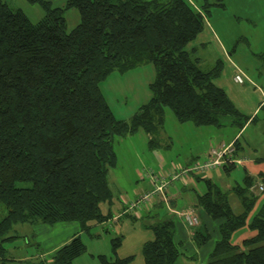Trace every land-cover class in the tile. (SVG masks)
Instances as JSON below:
<instances>
[{
    "label": "trees",
    "instance_id": "1",
    "mask_svg": "<svg viewBox=\"0 0 264 264\" xmlns=\"http://www.w3.org/2000/svg\"><path fill=\"white\" fill-rule=\"evenodd\" d=\"M28 1L46 11L37 23L0 0V264L15 262L7 245L23 236L10 234L14 227L77 222L79 232L51 257V264H74L87 251L82 235L101 236L90 223L106 229L112 217L102 213L101 204L115 195L110 176L117 166L115 138L142 130L158 147L166 108L179 123L197 127L242 130L249 118L214 81L222 60L206 70L195 49L188 48L204 30L210 8L223 6V0H200V5L190 0H67L64 7ZM73 8L81 21L68 31L65 13ZM145 64L155 68L152 97L130 120L118 119L100 85L114 71ZM233 144L237 156L238 140ZM223 168L231 172L236 164ZM148 176L162 180L160 174ZM172 176H165L169 184L183 178ZM205 184L196 206L221 221L220 239L207 264H264V203L255 208L256 179L246 175L229 190L210 179ZM232 195L240 211L231 204ZM138 199L128 203L129 211L145 206L130 210ZM149 227L154 239L142 247L145 264H176L182 253L174 239L175 220L160 216ZM193 227V240L201 248L211 234L205 225ZM244 227L255 235L233 244V234ZM122 241V235L113 237L114 257L98 255L99 264H134L133 255L117 256Z\"/></svg>",
    "mask_w": 264,
    "mask_h": 264
},
{
    "label": "rangeland",
    "instance_id": "2",
    "mask_svg": "<svg viewBox=\"0 0 264 264\" xmlns=\"http://www.w3.org/2000/svg\"><path fill=\"white\" fill-rule=\"evenodd\" d=\"M6 1L12 8L23 11L33 23L39 22L46 15V11L40 3H31L28 0ZM45 1H50L53 7H64L67 3V0ZM190 1L200 5V0ZM211 2L216 3L217 1L212 0ZM205 16L204 30L188 48L195 49L196 55L201 59L202 68L206 70L212 69L218 59L222 60V70L220 75L214 79L215 83L230 93L235 90L243 99L240 98L238 103L247 102L250 105L255 101V92L260 94L261 90L264 91V0H223V6L213 5L210 8V14ZM65 17L68 31L73 30L81 21L79 11L75 8L67 10ZM225 51H230L231 55ZM239 69L249 77L246 79L245 85L237 84L234 80ZM154 79V66L145 64L126 72L114 71L100 86L114 115L118 119L130 120L138 109L151 99L150 84ZM245 87L247 90L241 93L240 90ZM158 132V143L160 144L158 147L149 144L150 136L142 130L124 138H115L114 150L118 167L110 174L114 182L116 172L126 174V183L128 184L125 183L123 187L131 188L136 181L134 171L137 170L142 175L141 182L144 180L148 185L149 173L157 175L171 170V160L168 159L167 153L176 157L179 152L188 147H202L208 139H210V145L213 148L219 149L223 143L232 139L237 129L230 125L222 128L202 127L196 129L192 123L180 124L173 110L166 108L165 119L163 125L158 128ZM166 135L172 137V151L163 148L166 143H169L168 139L164 141ZM240 142L245 147V155H250L254 159L258 158V162L254 163L256 166L255 175L257 176L260 172L264 173V113L260 114L258 121L247 130ZM165 162L167 165L161 170L160 164ZM244 173V168L240 167L232 171V186L243 183ZM257 196L259 200H264V191L258 193ZM230 201L237 209L236 211H240L235 205L236 202H239L235 195L230 197ZM159 213L161 216L167 214L165 205L160 207ZM255 213L252 212L251 215L253 216ZM72 224L77 223H58L54 226L44 224V227L41 228L28 224L14 227L17 232L13 228L10 234L18 233L23 236L7 245L9 254L15 258L14 264H41L42 258L39 256L43 250L48 249L52 243L58 240L61 247L69 237H72L75 228L77 225L79 226L77 224L74 227L75 225ZM120 224L124 227L122 234H116L114 228L105 229L99 226L93 230V233H101L99 238L82 235L87 251L77 258L74 264H99L98 255L114 257L111 240L118 235L123 236V242L126 239L124 244L127 243L121 253L129 249L134 251L139 239L145 237L143 234L146 233L143 232H146V222L124 217ZM254 235V231L244 227L233 234L231 242L233 244L242 243L244 239ZM193 255L194 258H187L188 256L183 255L176 264H207L210 254L206 258H201L197 253ZM51 257L45 256V264H51ZM138 257L143 260V255L140 254L137 256V262Z\"/></svg>",
    "mask_w": 264,
    "mask_h": 264
},
{
    "label": "crops",
    "instance_id": "3",
    "mask_svg": "<svg viewBox=\"0 0 264 264\" xmlns=\"http://www.w3.org/2000/svg\"><path fill=\"white\" fill-rule=\"evenodd\" d=\"M225 53L230 54V51H225ZM219 60V59H218ZM237 67V66H236ZM239 68V67H238ZM241 85H245L241 84ZM219 86V85H218ZM221 87V86H219ZM223 88V87H222ZM226 90V89H225ZM247 88L245 87L243 90H240L241 93L246 91ZM231 98V100L235 103L237 108L246 116L249 118L248 122L244 126L242 130H237L236 133L233 134V137L228 142L223 143L222 146L228 145L230 143H234L236 140H238L239 143V150H237V157L244 158L243 162L240 164H236V168H244L245 170V176L249 175L256 179V185L253 187L252 191L254 194H258L260 192L259 186H264V173L260 172L257 176L256 173V166L254 163L258 162V158H253L250 155H245L246 150L243 144L240 142L241 137L247 132V130L258 121V118L260 117V114L264 113V91L261 90L260 94L255 92V101L251 102L250 105L247 104V102L238 103V100H243L242 96L236 92L235 90L233 93L226 91ZM254 118L255 121H251ZM181 124V123H180ZM193 125V124H192ZM196 127V129H201L202 127ZM208 128V127H206ZM198 131V130H196ZM202 131V130H199ZM202 133V132H200ZM168 139L169 143H166L164 145V149L172 151L173 150V142L171 136L165 137L164 141ZM149 141V139H148ZM210 139L206 141L204 145L199 147H188L186 150L179 152L176 157H173L171 153H167L168 159H170V168L168 172H161L159 173L162 176L170 175V173H173L174 171H178L182 168H186L190 165H192L195 162H202L211 157L210 152L211 149H215L210 145ZM176 155V154H175ZM162 157V155H160ZM167 165V163H161V170ZM118 165L116 166L114 171L117 170ZM235 168V169H236ZM234 169V170H235ZM231 172H227L225 168H219L217 170H213L210 173L206 175L202 174H194L190 175L187 178H180L177 180L172 181L165 194L159 195L156 199V202L153 203V206L149 210H145V206H141L138 208L137 212H131L128 210V203L131 201H134L135 199H138L141 194H143L146 191H149L154 186V180L151 179L149 176V182L148 185L142 180V175L138 173L137 170L134 171V175L136 176V181L129 189H125L123 185L126 183V174H119L116 172L115 174V182L113 179H111V186L114 190V198L110 202H105L101 204V211L103 214H111V219L106 222V229L114 228L116 234H122L124 227L121 226L122 219L125 217H129L134 220H142L143 222H146L145 228H146V234H143L145 237H142L139 239V242L136 245V248L129 249L128 251H124V253H121L125 247L124 244L126 242V239L124 242L122 241V244L120 248L117 251V256L119 258H125L128 256H135L134 264H145L144 257L143 260L138 257L137 262V256L142 254V247L147 241H151L154 239V233L152 229L149 227L156 219L160 218L159 209L163 205L166 206V212L167 216L171 217L175 220L176 223V234H175V242L179 246V250L182 253V256H188L187 258H194L193 254L197 253L200 255L201 258H206L212 250L215 247L216 242L220 239V231L219 226L221 224V221H214L212 220L208 215H206L202 210H200L196 205L198 201V195H202L206 191V184L205 180L210 179L217 184H219L222 188L229 190L231 189L232 182H231ZM139 179V180H138ZM128 184V183H126ZM159 203H162V205H158ZM237 203V202H236ZM264 203V200H259L256 203V209H260ZM238 204V203H237ZM164 210V209H163ZM194 211L200 220V224L205 225L209 233L211 234L210 240L200 249L195 241L193 240V230L194 227H190L188 223L185 221V213L189 211ZM165 212V211H164ZM166 215H162L163 217ZM71 223H77V222H66V224ZM78 224V223H77ZM77 224L75 225L76 227ZM44 224H36V227L41 228L44 227ZM91 227L98 228V224L91 222ZM22 227V226H17ZM80 226L77 225L75 228V233L72 235V237H69L61 247L68 244L74 235H76L80 230ZM48 230V228H47ZM77 230V231H76ZM245 240V239H244ZM60 241H56L55 243H52L48 249L43 250L40 254L41 264H45L44 261H46L45 256L49 255L50 257L53 256V254L60 249ZM241 244V243H238ZM133 251V252H132ZM132 252V253H131ZM141 252V253H140ZM140 253V254H139ZM20 260V259H19Z\"/></svg>",
    "mask_w": 264,
    "mask_h": 264
},
{
    "label": "built area",
    "instance_id": "4",
    "mask_svg": "<svg viewBox=\"0 0 264 264\" xmlns=\"http://www.w3.org/2000/svg\"><path fill=\"white\" fill-rule=\"evenodd\" d=\"M246 79L249 77L239 69L236 73L234 80L237 84H244ZM236 148L233 143L222 146L219 149H211V157L202 162H195L189 167L180 169L178 173H172V178L177 179L180 176L188 177L190 174H202L206 175L213 170L223 168L228 164H240L243 162L244 158H239L236 155ZM159 176L153 177L154 186L151 190L144 192L140 195L139 199L130 204L129 209L133 210L140 206V204L145 205L146 208H150L154 198L158 195H164L168 186L169 181L166 180L165 176H162V180H159ZM259 190L263 191L264 186L260 185ZM185 221L189 226H197L200 224L198 215L194 211H189L184 215Z\"/></svg>",
    "mask_w": 264,
    "mask_h": 264
}]
</instances>
